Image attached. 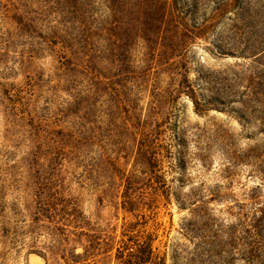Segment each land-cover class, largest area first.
<instances>
[{"label": "rangeland", "instance_id": "rangeland-1", "mask_svg": "<svg viewBox=\"0 0 264 264\" xmlns=\"http://www.w3.org/2000/svg\"><path fill=\"white\" fill-rule=\"evenodd\" d=\"M175 1L163 13L161 0H0V264H63V232L81 234L83 246L118 240L130 134L153 120L173 190L155 220L166 264H247L238 219L249 189L263 184L247 152L262 136L231 111L235 99L218 98L264 49V0ZM74 8L92 20L79 42ZM181 83L211 102L201 114ZM213 195L202 210L211 220L193 216L186 196ZM69 203L84 222L45 218Z\"/></svg>", "mask_w": 264, "mask_h": 264}, {"label": "trees", "instance_id": "trees-1", "mask_svg": "<svg viewBox=\"0 0 264 264\" xmlns=\"http://www.w3.org/2000/svg\"><path fill=\"white\" fill-rule=\"evenodd\" d=\"M161 1L163 13H170L173 8L169 6V0ZM174 3L177 4L176 1ZM134 7L132 5L128 8L130 9L129 12H132L133 9L139 11V8ZM71 15L75 18L74 26L76 27L77 25V28H75L77 29L75 42H79L85 36V31L90 28L92 20L87 19L81 10L79 16L76 17L75 8ZM254 56V60L248 65L247 69L243 68L239 73L235 74L232 81L233 85H228L231 89L229 91L223 89L224 97L218 98V100L220 99L219 101L224 102L226 99H235L231 100V103H237L239 107L237 109L230 108L231 111L236 112L240 119L248 122L253 120L254 123L258 124L257 133L262 136V139L247 149V152L253 155L257 162L261 163V166L257 165V173L262 177L263 184L249 189L246 194L247 203L242 204L240 208L242 210L248 204L250 210L248 213L239 214L238 222H241L243 234L247 235L250 245L244 260L247 264H264V198L261 195V189L264 186V168L261 170V167H264V49L258 56ZM233 88H235V92H232ZM181 91L191 100L196 113L201 114L200 107H207L206 105L211 103L200 100L193 88L186 86L185 83H181L179 86L178 92ZM232 95L233 98H231ZM159 99H161L160 94L152 97V101L149 104V113L145 121L151 117L150 115H152L153 120L154 115H156V103ZM227 105V107H230L228 103ZM152 123L153 125L145 123V126L141 130H138L140 128L139 124L136 128H132L130 134L136 145L135 152L131 158L130 169L128 172L122 169L124 173L122 175L123 191L120 209L123 211L125 217L122 232L118 240L116 236L105 235L102 238L89 240L87 245L83 246L80 238L81 234L77 235L72 232L67 234L64 232L60 233L61 237L58 241L69 245V248H64L60 258L58 257L59 260H62L63 264H96L100 262L97 260V257L101 258V262H103V260H110L112 256L116 264H166L165 255H161L155 246L159 237L155 220L160 210L168 204L173 190L166 182V171L162 165L163 156H160V151L165 149V146L159 139L161 131L158 129L161 126L156 120H153ZM138 131H140L141 135L140 139L136 140ZM119 164L117 161H111L108 165L111 167L113 165L114 169H117L120 166ZM101 171H103L102 167ZM41 185L42 187L46 186ZM56 193L58 194V192ZM215 197L213 195L209 199H206L202 196H186L185 202L192 206L191 212H193V216L196 214L197 219H204L205 222H208L211 220L210 215L209 213H203L202 210L206 209L207 204L214 200ZM69 205L73 206L70 208L67 206L65 209H62L59 211L60 214H50L47 206V210L44 211L49 213V216H45V218L47 220L51 219L49 222H52L56 216H60V218L66 217L64 220L66 223L84 222L82 211L79 210L78 212L74 208L75 203H69ZM59 224L64 227L67 226L63 222H59ZM69 235L74 236L75 239L70 238ZM78 247L83 249L82 253H76ZM216 253L217 251L214 249V253L211 256H217ZM223 263L224 260H220L219 258L218 261L212 264Z\"/></svg>", "mask_w": 264, "mask_h": 264}]
</instances>
